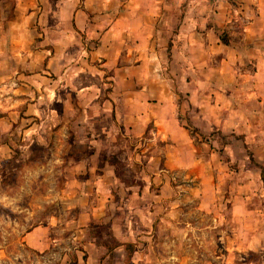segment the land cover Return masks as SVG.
<instances>
[{
    "label": "crops",
    "instance_id": "obj_1",
    "mask_svg": "<svg viewBox=\"0 0 264 264\" xmlns=\"http://www.w3.org/2000/svg\"><path fill=\"white\" fill-rule=\"evenodd\" d=\"M13 6L38 9L31 14L27 9L28 15L10 20L15 28L12 41L19 39L22 45L18 53L25 58L26 53L34 55L30 65L36 68L35 74L25 77L26 87L41 80L51 87L52 78L47 77L51 73L58 74L60 85L66 88L77 87L68 81L74 74L97 71L110 75L104 80H113V89L105 97L99 100L96 91L81 97V103L101 106L88 115L92 122L98 118L109 121L100 127L101 135L108 131L112 135L116 129V134L139 138L153 130L165 141V168L186 169L194 177L210 180L216 165L214 150L204 142L195 145V137L184 125L188 120L198 130L194 136L214 130L242 136L256 162L264 165V0H14ZM32 25L37 32L34 37ZM78 87L98 88L92 83ZM138 150L91 147L88 157L72 162L77 169L88 167V180L93 179L87 190L89 181L81 182L76 179L80 171L75 173V184L84 187L70 193L81 204L79 221L86 216L101 217L113 208L111 236L118 241L114 248L107 241H80L75 251L82 255L76 253L73 264L137 262L114 257V252H125V243L136 242L127 226L132 222L124 218L133 214L132 207L125 205L129 199L118 200L111 191L119 174L110 155L129 168L139 162ZM260 178L255 169L241 172L240 191L233 193L227 208L236 223V235L255 233L241 245L249 249L264 238ZM204 180L201 183L210 182ZM202 189V205L208 209L216 197L205 186ZM143 196V191L137 192V198ZM48 230L36 227L27 232L26 244L44 252L55 242Z\"/></svg>",
    "mask_w": 264,
    "mask_h": 264
},
{
    "label": "rangeland",
    "instance_id": "obj_2",
    "mask_svg": "<svg viewBox=\"0 0 264 264\" xmlns=\"http://www.w3.org/2000/svg\"><path fill=\"white\" fill-rule=\"evenodd\" d=\"M13 3L0 0V264H73L76 253L82 255L75 251L80 241L90 238L107 241L111 248L117 246L109 221L113 208L101 217L86 216L79 221L81 204L78 196L70 194L84 190L82 184H75V173L86 172H79L76 179L81 182L89 179L88 167L77 169L72 162L88 157L91 147H139V162L129 168L110 155L119 174L111 191L118 200L129 199L125 205L132 207L133 214L123 217L132 222L127 226L134 232L131 240L137 247L125 244L138 251L125 248L124 253L114 252L116 260L133 258L137 260L134 264H264V238L257 240L254 249L241 246L255 233L236 235V223L227 210L233 193L240 191L241 172L255 169L261 177L257 165L264 168L249 157L252 152L242 136L217 130L194 136L198 130L184 121L195 145L204 142L214 150L213 178L204 180L186 169L174 172L165 168V141L153 130L139 138L116 134V129L111 130L112 135L110 131L101 135L100 127L109 121L98 118L97 123L92 122L88 115L101 106L81 103V97L96 91L100 100L113 89V80H104L106 73L82 72L68 79L77 87L66 88L60 85L58 74L51 73L47 75L52 78L51 87L42 80L26 87L23 83L29 82L25 77L35 74L36 68L30 65L34 55L26 53L25 58L18 53L22 45L19 39L12 41L15 28L10 20L24 16L27 9L28 14L38 9L19 10ZM30 28L34 37L37 32L33 25ZM89 83L98 88L78 87ZM91 180L85 185L87 190L93 186ZM203 180L210 182L201 183ZM257 184L258 190L264 191V173ZM203 186L216 197L208 209L201 201ZM141 191L144 196L137 198ZM81 222L83 227L78 226ZM36 227H47L49 238L55 239L44 252L30 248L25 241L27 232Z\"/></svg>",
    "mask_w": 264,
    "mask_h": 264
},
{
    "label": "trees",
    "instance_id": "obj_3",
    "mask_svg": "<svg viewBox=\"0 0 264 264\" xmlns=\"http://www.w3.org/2000/svg\"><path fill=\"white\" fill-rule=\"evenodd\" d=\"M226 41V40H225ZM227 42V41H226ZM251 159L253 158L252 155L249 156ZM258 168L260 169V172H261V177H262V174L264 173V168L260 165H257ZM125 248H131V251L134 250L133 249V246L132 245H127L125 244Z\"/></svg>",
    "mask_w": 264,
    "mask_h": 264
}]
</instances>
